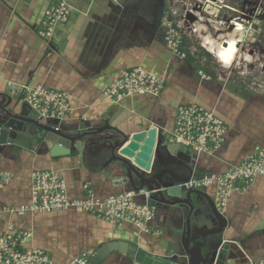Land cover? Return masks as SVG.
<instances>
[{"label":"crops","instance_id":"obj_1","mask_svg":"<svg viewBox=\"0 0 264 264\" xmlns=\"http://www.w3.org/2000/svg\"><path fill=\"white\" fill-rule=\"evenodd\" d=\"M61 1L0 0L1 106L9 99L25 103L13 85L43 86L70 96L72 110L62 127L73 134L108 124L126 134L154 128L171 138L178 109L197 103L214 111L227 133L214 156L189 149L180 154L179 162L192 160L196 177L224 174L256 149H264V93L252 92L251 84L229 77L222 66L221 71L214 69L220 66L218 60L200 49L185 59L173 54L166 43L169 0H66L71 7L68 20L57 26L51 39H44L39 30L46 11ZM138 67L165 80L162 94L108 102L105 91L112 82ZM117 136L115 130L95 135L78 155L53 157L51 146L0 150V209L31 203L35 171L62 174L68 196L75 200L134 192L120 178L118 163L110 162L111 144L101 143ZM216 191L210 187L203 193L215 201ZM137 200L146 202L143 197ZM225 215L230 221L226 239L239 244L251 261H264V177L234 193ZM10 225L32 233L27 247L43 250L51 264H70L80 256L90 264L99 252L104 255L99 264H137L129 251L134 246L156 255L173 250L170 243L181 236L182 217L156 206L144 233L132 224H112L74 208L23 217L2 213L0 236Z\"/></svg>","mask_w":264,"mask_h":264},{"label":"built area","instance_id":"obj_2","mask_svg":"<svg viewBox=\"0 0 264 264\" xmlns=\"http://www.w3.org/2000/svg\"><path fill=\"white\" fill-rule=\"evenodd\" d=\"M216 4H219V0L213 1L219 16L222 9ZM70 8L66 0L50 7L46 11L39 35L44 39H51L57 26L68 20ZM174 14L178 15V11ZM171 17L172 15L166 16L165 20L167 47L173 54L185 59L189 53L196 51V47H183L187 37L178 30V25ZM165 85L163 78L138 67L123 71L105 91V97L110 103H121L127 97L135 95L159 97ZM13 88H17L24 101L44 119L59 120L62 124L72 110L70 96L66 92L43 86L13 85ZM226 133L227 128L214 111L193 103L178 109L171 139L196 154L214 156L223 146ZM260 176L264 177V149H256L242 164L224 174L196 177L182 187L191 190L216 187L215 203L218 209L225 213L231 196L244 191ZM32 180L31 203L0 209V215L7 213L23 217L74 208L80 212L97 215L112 224H132L144 233L149 232L148 225L156 215V206L150 201L152 192L149 191L127 192L107 199L75 200L69 198L66 179L59 172L35 171ZM139 197H143L146 202H138ZM32 238V233L20 231L10 225L7 233L0 236V264H51L43 250L27 247ZM70 264H89V261L85 256H80L74 258ZM251 264H264V261H251Z\"/></svg>","mask_w":264,"mask_h":264},{"label":"water","instance_id":"obj_3","mask_svg":"<svg viewBox=\"0 0 264 264\" xmlns=\"http://www.w3.org/2000/svg\"><path fill=\"white\" fill-rule=\"evenodd\" d=\"M9 101L0 105V150L18 146L31 151L36 146H51L53 157L78 155L87 150L93 136L106 130L118 133L115 141L101 143L111 144L110 162L118 163L120 178L136 193L152 192L150 201L155 206L168 209L175 218L182 217L181 236L170 243L173 250L156 255L134 246L129 251L137 264H251L241 246L226 239L230 221L214 199L205 195L204 189L182 187L196 178L195 169L191 159L178 161L181 153L190 151L169 135L154 128L126 134L108 124L73 134L59 120L42 118L26 102ZM103 258L99 252L90 264H99Z\"/></svg>","mask_w":264,"mask_h":264},{"label":"rangeland","instance_id":"obj_4","mask_svg":"<svg viewBox=\"0 0 264 264\" xmlns=\"http://www.w3.org/2000/svg\"><path fill=\"white\" fill-rule=\"evenodd\" d=\"M213 1L169 0L167 16L172 15L171 19L178 25V30L198 49L201 48V44L213 46L218 42L220 35L223 36L227 31L234 29L236 23L242 24L247 32L246 41L241 45L238 62L229 70L228 76L245 79L248 84H251L252 92L263 93L264 0H219V4H216L222 9L219 16H217V8L213 5ZM177 11L178 15H175L174 12ZM197 29L198 32H193ZM203 29L208 31L204 33L209 37L205 41L198 36ZM254 53L256 54L253 55ZM248 55H253L252 60L247 57ZM211 57L209 58L215 63L219 62L214 54ZM214 66L217 71L222 70L221 65Z\"/></svg>","mask_w":264,"mask_h":264},{"label":"bare ground","instance_id":"obj_5","mask_svg":"<svg viewBox=\"0 0 264 264\" xmlns=\"http://www.w3.org/2000/svg\"><path fill=\"white\" fill-rule=\"evenodd\" d=\"M198 31L199 30L197 29L196 31H193V32H198ZM202 31L201 33L198 34V36L200 37V39H204L205 41L209 37L204 33H208V31L206 29H203ZM246 33L247 32L245 31L243 25L240 23H236L234 29L227 31L226 34L223 36L220 35L219 40L216 44H214L213 46L204 44V47H206L211 53H213L216 56V58L219 60V62L221 63V66L224 69L230 70L238 62L237 60L239 59V52H240L241 45L246 41L245 40ZM230 47H234L235 51L233 53L231 61L226 64L222 59H220L219 54L222 50H227ZM247 57L248 58L250 57L251 60L253 58L251 55H248Z\"/></svg>","mask_w":264,"mask_h":264},{"label":"clouds","instance_id":"obj_6","mask_svg":"<svg viewBox=\"0 0 264 264\" xmlns=\"http://www.w3.org/2000/svg\"><path fill=\"white\" fill-rule=\"evenodd\" d=\"M234 51H235L234 47H230L227 50H222L219 54L220 59H222L226 64L229 63L232 59Z\"/></svg>","mask_w":264,"mask_h":264},{"label":"trees","instance_id":"obj_7","mask_svg":"<svg viewBox=\"0 0 264 264\" xmlns=\"http://www.w3.org/2000/svg\"><path fill=\"white\" fill-rule=\"evenodd\" d=\"M190 46H195V47L197 48V46L194 45V44L191 42L190 39L186 38V39L184 40L183 47H184V48H188V47H190ZM201 48H202V47H201ZM201 48H200V51H202V52L204 53V55H207L208 57L212 56L209 52H207V51H205L204 49H201ZM197 49H198V48H197ZM190 56H192L191 53H189L188 57H190Z\"/></svg>","mask_w":264,"mask_h":264}]
</instances>
